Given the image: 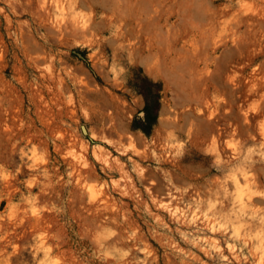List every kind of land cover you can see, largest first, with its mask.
Wrapping results in <instances>:
<instances>
[{
    "label": "rangeland",
    "instance_id": "1",
    "mask_svg": "<svg viewBox=\"0 0 264 264\" xmlns=\"http://www.w3.org/2000/svg\"><path fill=\"white\" fill-rule=\"evenodd\" d=\"M262 236L264 0H0V264H264Z\"/></svg>",
    "mask_w": 264,
    "mask_h": 264
},
{
    "label": "bare ground",
    "instance_id": "2",
    "mask_svg": "<svg viewBox=\"0 0 264 264\" xmlns=\"http://www.w3.org/2000/svg\"><path fill=\"white\" fill-rule=\"evenodd\" d=\"M44 1V0H43ZM84 2H90V0H83ZM72 3H73V1H72ZM106 4V3H105ZM104 4V5H105ZM68 32V31H67ZM84 130H85V128H84ZM105 133H106V131H105ZM221 134V133H220ZM216 136V135H215ZM217 137V136H216ZM107 138V137H106ZM232 150V149H231ZM259 171H257L256 172V174H254V176H256L257 175V173H258ZM245 177V176H244ZM239 178V177H238ZM257 178H258V176H257ZM240 181V180H239ZM245 182V181H244ZM236 183V182H235ZM237 185V184H236ZM242 186V185H241ZM242 188V187H241ZM238 190H239V188H238ZM256 190V189H255ZM242 192H243V190H242ZM249 192V191H248ZM242 194V193H241ZM250 194V193H249ZM248 195V194H247ZM253 196V195H252ZM242 199H243V196H242ZM260 200V199H259ZM262 202V201H261ZM243 204H245V203H243ZM208 216V215H207ZM214 217V216H213ZM215 223V222H214ZM213 224V223H212ZM211 224V225H212ZM220 231V230H219ZM256 232V231H255ZM263 232V231H262ZM261 232V233H262ZM257 233V232H256ZM255 234V233H254ZM240 236V235H239ZM247 236V235H246ZM255 236H258V233H257V235H255ZM259 236H261V235H259ZM263 237V236H262ZM216 238V237H215ZM248 238V237H247ZM264 238V237H263ZM253 239V238H252ZM262 240V239H261ZM264 240V239H263ZM263 240H262V242H263ZM218 250V249H217ZM251 250V249H250ZM263 260V259H262Z\"/></svg>",
    "mask_w": 264,
    "mask_h": 264
},
{
    "label": "water",
    "instance_id": "3",
    "mask_svg": "<svg viewBox=\"0 0 264 264\" xmlns=\"http://www.w3.org/2000/svg\"><path fill=\"white\" fill-rule=\"evenodd\" d=\"M85 128V127H84ZM85 132H86V129H85Z\"/></svg>",
    "mask_w": 264,
    "mask_h": 264
},
{
    "label": "trees",
    "instance_id": "4",
    "mask_svg": "<svg viewBox=\"0 0 264 264\" xmlns=\"http://www.w3.org/2000/svg\"><path fill=\"white\" fill-rule=\"evenodd\" d=\"M149 108V107H148ZM149 110V109H148Z\"/></svg>",
    "mask_w": 264,
    "mask_h": 264
}]
</instances>
